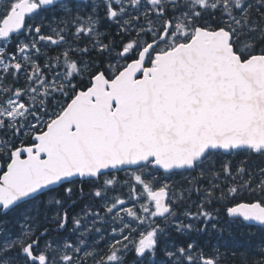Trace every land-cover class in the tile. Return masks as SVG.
<instances>
[{
    "label": "snow or ice",
    "instance_id": "6c2138e0",
    "mask_svg": "<svg viewBox=\"0 0 264 264\" xmlns=\"http://www.w3.org/2000/svg\"><path fill=\"white\" fill-rule=\"evenodd\" d=\"M264 264V0H0V264Z\"/></svg>",
    "mask_w": 264,
    "mask_h": 264
},
{
    "label": "trees",
    "instance_id": "16d2710c",
    "mask_svg": "<svg viewBox=\"0 0 264 264\" xmlns=\"http://www.w3.org/2000/svg\"><path fill=\"white\" fill-rule=\"evenodd\" d=\"M237 243L238 244H236V248H237L236 250L232 251L230 248L227 249V252L229 253L227 255L233 256V259H234V261H232L229 264H240V256L243 254L244 248L240 242L237 241Z\"/></svg>",
    "mask_w": 264,
    "mask_h": 264
},
{
    "label": "flooded vegetation",
    "instance_id": "af4514ba",
    "mask_svg": "<svg viewBox=\"0 0 264 264\" xmlns=\"http://www.w3.org/2000/svg\"><path fill=\"white\" fill-rule=\"evenodd\" d=\"M236 244H238V243L237 242H233V243L229 244V243L225 242L224 247H222L223 251L221 250V254L224 255V256H227V254H229L227 252V249L230 248L232 251L236 250L237 249L236 248ZM231 257L233 258V256H231Z\"/></svg>",
    "mask_w": 264,
    "mask_h": 264
},
{
    "label": "bare ground",
    "instance_id": "6f19581e",
    "mask_svg": "<svg viewBox=\"0 0 264 264\" xmlns=\"http://www.w3.org/2000/svg\"><path fill=\"white\" fill-rule=\"evenodd\" d=\"M226 257H227V259H226L225 264H229V263H231L232 261H234V259L231 257V255H227Z\"/></svg>",
    "mask_w": 264,
    "mask_h": 264
}]
</instances>
